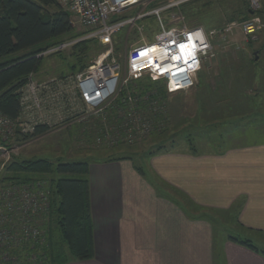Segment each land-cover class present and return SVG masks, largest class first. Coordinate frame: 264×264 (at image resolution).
Here are the masks:
<instances>
[{"label":"rangeland","instance_id":"rangeland-1","mask_svg":"<svg viewBox=\"0 0 264 264\" xmlns=\"http://www.w3.org/2000/svg\"><path fill=\"white\" fill-rule=\"evenodd\" d=\"M178 1L141 0L138 5L116 14L113 17L115 20L134 17L141 11L150 16L139 22V27L124 28L114 37V55L124 65L127 51L142 41L151 43L154 35L160 31L159 26L183 23L189 27H202L212 47L209 58L197 74L195 87L186 94L167 95L163 106L157 104L158 109L156 104L152 106L156 108L154 113L157 116H150V133H142L137 137L134 135L131 139L125 137L124 141L118 143L115 142L119 138L115 139L118 128L109 131L111 136L104 134L112 125L118 124L113 119L116 113L110 111L102 117L91 115L83 110L81 104L69 103L67 98L73 96L71 88H61L65 95V98L60 99L61 102L43 101L39 110L32 112V116H23L21 121L19 119L18 126L27 119L34 123L36 118H41L50 131L23 145H18L14 137L10 139L8 144L15 148V152L5 163L0 158V185L7 184L2 182L1 176L13 158L17 161L40 159L54 164L90 163L123 156L134 160L144 157L146 161L149 153L160 154L170 149L181 151L192 148L199 153L210 152L218 149L219 140L224 134L233 135L244 129L250 132L249 139L264 140V14L258 16L252 12L250 17L243 18L247 0H188L175 5ZM252 17L260 19L261 27L256 34L246 37L241 32L240 24ZM71 21L76 34L86 35L87 31L74 17H71ZM232 23L235 24L232 30L225 32ZM71 45L43 55L32 80L43 84L52 79L73 78L75 74L69 68L73 63L69 50ZM90 47L95 49L91 56L93 60L104 50L99 44ZM56 52L59 54L54 55ZM251 101L260 110L249 108ZM218 102L223 105L219 106ZM218 108H222L221 112L226 114H218ZM140 113L143 112L140 110ZM251 113L253 117L249 116ZM221 115L223 118H220ZM18 130L16 127V132ZM22 177H28V174ZM32 180L48 184V180L38 176ZM44 222H48V219L39 222L40 227H44ZM225 227L227 232L216 227V239L239 234L237 228ZM239 237L250 240L257 249L264 251L263 237L255 234H241ZM20 256L21 259H27L22 253ZM33 262L39 264L34 254L22 261L23 264H36Z\"/></svg>","mask_w":264,"mask_h":264},{"label":"crops","instance_id":"crops-1","mask_svg":"<svg viewBox=\"0 0 264 264\" xmlns=\"http://www.w3.org/2000/svg\"><path fill=\"white\" fill-rule=\"evenodd\" d=\"M249 108L258 109L253 101ZM233 135L206 153L90 162L94 257L65 264H264L252 243L257 252L215 235L228 225L239 233L233 238H264V140L247 129Z\"/></svg>","mask_w":264,"mask_h":264},{"label":"built area","instance_id":"built-area-1","mask_svg":"<svg viewBox=\"0 0 264 264\" xmlns=\"http://www.w3.org/2000/svg\"><path fill=\"white\" fill-rule=\"evenodd\" d=\"M140 1L56 0L87 31L79 40L61 47L91 39L104 50L86 69L71 79H52L38 84L32 80V75L28 77L26 84L18 91V119L12 121L0 113V158L4 163L15 152V148L10 147L8 142L14 137L16 127L22 134H28L33 132L36 125L44 124L41 118H36L34 123L27 119L18 126L19 119L21 121L23 116H32V112H37L43 101L61 102L60 99L65 98L61 88H71L73 96L67 98L69 103L81 104L83 110L91 115L102 117L110 111L116 113L113 119L118 124L112 125L104 134L109 136V131L118 128L115 131V139L119 137L115 142L118 143L124 141L125 137L131 139L134 135L137 137L142 133H150V116H157L154 113L156 108L152 106H163L158 99L149 100L153 93L142 95L138 91L140 81L162 83L167 95L187 93L195 87L197 74L209 58L212 47L202 27H189L183 23L159 26L160 31L154 35L151 43L142 41L127 51L124 65L116 59L114 37L124 28L139 27L138 23L149 18L150 14L141 11L134 17L118 20L113 17L138 5ZM186 1L179 0L175 5ZM247 1L251 12L259 10L258 0ZM234 26L232 23L225 32H230ZM260 27L258 17L240 24L241 32L246 37L256 34ZM55 50H49L38 57ZM49 206L46 183L30 181L0 185V264H20L19 257L23 251L33 252L31 250H37L43 245V232L38 225L47 218Z\"/></svg>","mask_w":264,"mask_h":264},{"label":"trees","instance_id":"trees-1","mask_svg":"<svg viewBox=\"0 0 264 264\" xmlns=\"http://www.w3.org/2000/svg\"><path fill=\"white\" fill-rule=\"evenodd\" d=\"M258 2L261 10L255 14L261 16L264 14V0ZM251 13L247 5L243 18L250 17ZM71 17L72 14L61 8L56 0H0V113L3 116L12 121L18 119V91L30 75L37 73L43 59L42 56L38 57L40 54L84 36L75 33ZM91 45L95 46L97 42L83 40L70 46L73 63L69 68L73 75L92 63L91 56L95 49ZM138 91L142 95L153 93L149 100L158 99L161 103L167 96L160 82L140 81ZM49 131L46 124H39L29 134H22L18 130L14 140L18 145H23L45 136ZM123 159L129 158L123 156ZM88 167L89 163L54 164L40 159L17 161L13 158L3 169L2 182L6 183L30 182L34 181L32 178L35 176L48 180L50 206L48 222H44L43 227L44 243L31 252L39 264H65L94 257ZM24 174H28V177H22ZM230 240L258 251L248 240L233 237ZM260 254L264 258V251H260Z\"/></svg>","mask_w":264,"mask_h":264},{"label":"bare ground","instance_id":"bare-ground-1","mask_svg":"<svg viewBox=\"0 0 264 264\" xmlns=\"http://www.w3.org/2000/svg\"><path fill=\"white\" fill-rule=\"evenodd\" d=\"M38 228H39V230L40 231H42L43 232V234L45 233V230L43 229V227H40V225H38ZM25 253V254H24ZM31 254H33V253H31V252H29V251H23L22 252V255H24L27 259H28V256L29 255H31ZM34 257H35V255H34ZM27 259H19L20 260V264H23L22 263V261H26Z\"/></svg>","mask_w":264,"mask_h":264}]
</instances>
